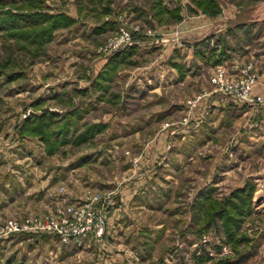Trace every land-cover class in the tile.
Returning a JSON list of instances; mask_svg holds the SVG:
<instances>
[{
    "label": "rangeland",
    "instance_id": "374dc122",
    "mask_svg": "<svg viewBox=\"0 0 264 264\" xmlns=\"http://www.w3.org/2000/svg\"><path fill=\"white\" fill-rule=\"evenodd\" d=\"M0 12L52 16L46 25L58 19L44 43L26 44L0 31V225L9 218L48 212L59 217L93 191L110 188L108 182L123 188L124 194L126 187L135 190L131 205L115 198L101 239L91 237L85 246H78L49 232L6 235L0 237V264L264 263V257L247 256L251 241L242 242L243 252H234L221 236L219 220L198 231L191 203L199 183L206 180L213 187L211 195L219 200L229 195L223 194L230 188L227 185L237 180L232 175L239 163L216 160L220 147L196 153L195 167L178 176L169 140L161 156L135 170L149 140L166 130L171 138V103L177 94L180 101L194 100L187 94L199 88L197 82L179 91L169 85L156 88L158 76L171 74L159 59H172L174 46L189 39L184 16L210 15L213 25L221 22L222 31L201 48L200 57L180 44L177 70L185 72L184 61L197 58L208 62L207 68L199 72L191 66L190 73L210 77L221 66L235 77L244 61H253L254 89L261 73L264 76L256 61L264 57V0H0ZM258 17L259 21L253 20ZM122 31L129 33L128 39L113 44ZM123 52L128 55L125 62L113 66L112 57ZM262 60L258 64L264 65ZM74 108L82 112L72 125L75 132L71 130L66 142L58 141L56 147L51 141H56L61 124L52 125L49 141L19 132L24 120L48 112L61 121ZM108 121L113 127H107ZM100 156L102 164L96 160ZM204 172V177H191ZM6 173L12 175L7 186ZM213 180L216 184H210ZM256 202L257 197L245 216L248 237L249 232L254 236L262 232L264 208L255 210ZM115 208L117 216L109 222ZM202 212L195 218L200 219Z\"/></svg>",
    "mask_w": 264,
    "mask_h": 264
},
{
    "label": "crops",
    "instance_id": "0c3cea01",
    "mask_svg": "<svg viewBox=\"0 0 264 264\" xmlns=\"http://www.w3.org/2000/svg\"><path fill=\"white\" fill-rule=\"evenodd\" d=\"M197 14H199V16L190 13L184 16L183 19L185 21L184 25L188 31L187 34H190L189 39L186 42L184 41L185 39H181L178 44L174 46L172 51L176 54L172 55L173 58L168 61L167 59H159L163 70H169L171 74L167 78L164 75L158 76L159 80L156 86L158 90L161 85L164 86V88H167L166 86L169 85L168 87H172V89L176 87V90L178 89L179 91L181 90L180 88L184 90L194 82H197L196 87H199L197 88V92L192 94L190 91L187 94L189 99L197 98V100L191 105L186 99L184 102L180 101V99H178L179 94H177V100L171 103V138L169 139V131L166 130L158 133L156 137L149 140L145 145L147 147L150 146L145 149L143 148L144 150L140 154L139 163L135 165V170L139 165L141 168L144 166L147 168V164L153 163L156 158L161 156L166 149V146L170 144L169 140L173 146L171 160L177 162L176 169L178 176L181 174H189L193 169L190 166L195 167V164L198 161L197 156H195L196 153L206 154L211 152L210 147H214L215 150L220 147L221 156L215 157L216 160L221 161L231 159V162L239 163V166L235 169L236 175H232V178L237 180L234 183H231V185H227L230 188L223 194L227 195L235 189L246 187L247 183L251 182L248 181L249 178H252L254 179L251 182L254 186L252 199L254 200L257 197V202L255 204L257 207H255V210L256 208L257 210H260L264 208V102L251 104L237 102L228 95L215 90L209 81V76L190 73L192 67H195L199 72L204 71L205 68H207L208 63H206L205 60L202 61L201 59L196 58L190 60V63L184 61L185 72L177 70L178 67L176 63H178V61L175 58L177 56L182 58L181 52L183 51V46H180V44L184 43L187 46V50L191 49L193 54L196 52L199 55L198 57H200V55H203L202 53H204L201 48L208 47L207 43L209 44L210 42L211 44V41H214L213 37L222 31L220 27L221 22L213 25L212 17L210 15H204L201 13ZM215 27L216 29H214ZM228 34L229 32L226 35ZM223 36L224 35H222V37ZM203 38H205V40L201 41ZM218 39L221 40V36ZM260 58L261 59L256 60L258 63L259 61H263L262 59L264 57L262 56ZM258 63V71H264V65ZM166 66L170 68H167ZM253 94L260 95L264 98V76L262 73L256 86H254ZM164 119L168 120V118ZM107 123V127L113 125L109 121ZM140 143L141 141H139V144ZM238 153H242L245 157H242L239 160L237 156ZM142 156H145V158L149 157V161L147 160L148 163L147 161L143 162L141 160ZM45 158L46 157L44 156L43 158H40V160ZM101 158L102 156L96 159L99 164H102L100 163ZM40 160H37L35 157L36 162L39 163ZM185 161L187 162V166L181 165ZM205 175L206 172L203 174L191 175V177H204ZM5 176L7 181L4 184L7 183V186L12 180V175L6 173ZM226 176L229 177L230 175L228 174ZM8 177L11 178V180ZM237 177H241L242 180H238ZM205 181L206 180L199 183L198 187L200 188L196 192L191 204H193L199 197H203L204 194L212 193L213 187H210ZM1 182L3 183V179L0 178V183ZM215 182L216 180H213L210 184H214ZM108 184L111 183L108 182ZM108 184L107 186H110V188L105 190L116 192L117 199L121 200V202L129 201L128 205H131L135 190L130 191L128 187H126L127 193L124 194L122 193L123 188L119 190L118 185L115 182L113 184L116 185ZM1 189L2 188L0 187V191ZM117 210H119V208H115L113 213L108 217L109 222H112V218L117 216ZM245 222L247 223L246 220ZM248 224H251L250 220H248ZM246 229L250 230L249 228L244 227L243 223L242 230ZM249 234L251 251L249 250L247 256L252 257L253 259L264 257V223L260 234L257 236L252 235L254 233L249 232ZM89 239L85 240V243ZM239 248L240 251L243 252L244 244ZM2 255L3 250L0 251V257H2Z\"/></svg>",
    "mask_w": 264,
    "mask_h": 264
},
{
    "label": "trees",
    "instance_id": "16d2710c",
    "mask_svg": "<svg viewBox=\"0 0 264 264\" xmlns=\"http://www.w3.org/2000/svg\"><path fill=\"white\" fill-rule=\"evenodd\" d=\"M50 18L52 19L50 15L43 16L35 13L24 15L12 13L10 15H4L0 12V31L6 32L7 35L14 36L26 44L44 43L47 42L51 36L50 28L54 27L58 22V19H53L50 25H46V22ZM69 22V18H66L64 23L67 24ZM42 24H44L45 27L38 29V26ZM127 56L128 55L123 52L112 57L113 61H115L113 66L114 64L125 62ZM81 116L82 112L77 108L67 111V116L63 117L61 121L56 120L51 113L45 112L27 121L24 120L19 128V132L22 135L28 132L38 134L43 137L44 141H49L51 138L52 125L61 124L60 128L56 131V141H51L52 146L56 147L58 141L66 142L65 140L69 133H71V130L75 132V127L72 125L77 123ZM61 135L62 137L60 138ZM211 194L212 193L204 194L203 197H199L191 204L194 210L195 222L199 227L198 231H205L219 220L220 226L222 227V238L224 236L225 241L229 242L232 250L238 254V251H240L238 245L242 242L247 243L250 241V237H248L245 230H242V226L246 220L245 216L251 213L250 206L253 196V184L249 182L246 187L235 189L229 193V195L219 200L214 198ZM199 210L203 211V215L200 219H196L195 215Z\"/></svg>",
    "mask_w": 264,
    "mask_h": 264
},
{
    "label": "built area",
    "instance_id": "2783aa9c",
    "mask_svg": "<svg viewBox=\"0 0 264 264\" xmlns=\"http://www.w3.org/2000/svg\"><path fill=\"white\" fill-rule=\"evenodd\" d=\"M129 33L122 31L120 38L113 44H119L128 39ZM241 74L229 76L216 66L215 72L209 81L215 90L220 91L237 102L262 103L264 98L253 94V85L257 75L253 70V61L242 63ZM197 100H190L193 105ZM116 192L95 190L90 196L80 199L66 207L65 213L56 217L50 212L42 215H29L22 219L9 218L0 225V237L20 232H49L63 238L64 241H73L78 246H84L85 240L90 237L102 238L104 233L107 212L115 204Z\"/></svg>",
    "mask_w": 264,
    "mask_h": 264
},
{
    "label": "water",
    "instance_id": "95a60500",
    "mask_svg": "<svg viewBox=\"0 0 264 264\" xmlns=\"http://www.w3.org/2000/svg\"><path fill=\"white\" fill-rule=\"evenodd\" d=\"M259 17L258 18H256V19H253V20H255V21H259ZM261 20H263L264 21V13H263V17H261Z\"/></svg>",
    "mask_w": 264,
    "mask_h": 264
}]
</instances>
